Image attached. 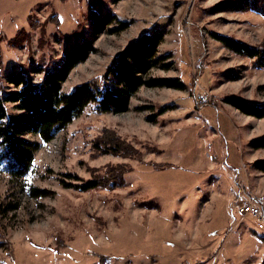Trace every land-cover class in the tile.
Listing matches in <instances>:
<instances>
[{"label":"rangeland","instance_id":"1","mask_svg":"<svg viewBox=\"0 0 264 264\" xmlns=\"http://www.w3.org/2000/svg\"><path fill=\"white\" fill-rule=\"evenodd\" d=\"M245 1L0 0L5 89H15L6 77L19 72L40 84L45 72L35 69H62L85 42L95 51L85 47L88 58L71 70L63 92L85 83L112 87L107 70L157 32L164 34L158 55L171 56L170 69L159 65L150 76L186 85L143 87L124 113L91 106L49 143L24 132L20 139L40 148L22 179L0 168V204L11 207L0 217V264H264V229L239 212L251 196L264 202V174L255 168L264 149L251 147L264 138V119L228 103L264 106V65L214 38L264 49V0ZM107 15L115 20L96 34V21ZM121 23L128 28L112 34ZM23 39L22 47L14 45ZM204 93L209 101L198 107ZM106 132L124 142L128 156L93 148ZM107 175L124 177L126 185L72 188ZM33 190L46 196L33 197ZM262 218L264 224V207Z\"/></svg>","mask_w":264,"mask_h":264},{"label":"trees","instance_id":"2","mask_svg":"<svg viewBox=\"0 0 264 264\" xmlns=\"http://www.w3.org/2000/svg\"><path fill=\"white\" fill-rule=\"evenodd\" d=\"M245 2L250 3L251 6L254 5L249 0ZM228 6L230 9H243L239 3L229 2ZM54 20L57 25L60 23L57 15L53 17L52 21ZM114 20L115 18L111 15L97 20L96 34L105 31L106 26ZM128 26V23H121L111 33L123 32ZM20 38L21 34L19 33L13 41L16 42ZM214 38L236 54L247 56L256 60L258 64L264 65L263 48L251 47L244 42L221 35H214ZM27 41V39H23L19 44L14 45L22 47ZM163 42V33L145 34L140 40L125 49L116 66L108 69L105 75V79L109 80L114 88H112L113 86H106L102 90L85 83L74 87L70 93L63 92L62 85L66 82L71 70L78 63L88 58V51H95L88 42L84 43L87 52H85L84 49L86 48L84 47L79 49L81 51L77 50L68 54L62 69L50 71L43 68L35 69L37 73L45 72L40 84L32 83L22 72L6 77V83L15 89H5L0 85V168L13 179L19 180L25 177L33 164L36 152L40 148L39 143L32 144L20 139L26 131L37 135L42 142L49 143L91 106L95 107L98 113H124L128 110L129 100L143 87L185 90L186 85L180 79L150 76L153 69L159 65H162L161 68L165 70L170 69V65H166L165 62L171 56L169 54L158 55V48ZM1 71L0 83L3 80ZM228 103L246 116L264 119V106H252L239 100H230ZM9 105H14L17 109L24 111L29 115V119H24L19 114H12L9 111ZM92 145L96 151L104 154L128 156L124 142L122 143L118 136H110L107 132L104 133L103 137L93 141ZM251 147L264 149V138L252 141ZM130 150L133 151L131 147ZM255 168L264 174L263 162L256 164ZM125 185L124 177L107 175V177H100L87 183L75 185L72 188L82 191L98 188L112 191ZM68 186L71 187V185ZM33 192L32 196L36 198L46 196L45 192L37 193L35 190ZM10 210L11 207L8 205L3 207L0 204V217ZM4 247L5 244L0 242V249Z\"/></svg>","mask_w":264,"mask_h":264},{"label":"built area","instance_id":"3","mask_svg":"<svg viewBox=\"0 0 264 264\" xmlns=\"http://www.w3.org/2000/svg\"><path fill=\"white\" fill-rule=\"evenodd\" d=\"M208 101H209V95L204 93L197 100V103L198 105H203ZM263 207H264V202L260 198L256 196H251L247 202L240 204L239 212L243 216V218H246L248 216H253L257 218L258 227L260 229H264L263 218H262Z\"/></svg>","mask_w":264,"mask_h":264}]
</instances>
